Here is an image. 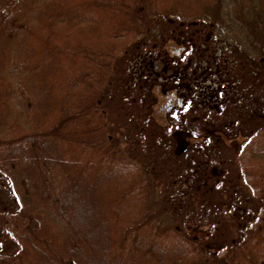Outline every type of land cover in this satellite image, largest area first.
Returning <instances> with one entry per match:
<instances>
[{
    "label": "trees",
    "instance_id": "16d2710c",
    "mask_svg": "<svg viewBox=\"0 0 264 264\" xmlns=\"http://www.w3.org/2000/svg\"><path fill=\"white\" fill-rule=\"evenodd\" d=\"M172 20L180 33H154ZM199 23L187 42L199 44L194 76L160 48ZM207 29L215 40L202 43ZM158 60L173 84L187 80L177 111L202 112L214 131L240 139L226 157L209 155L212 139L189 142L188 163H202L195 181L225 163L242 180L234 197L212 199L214 214L180 213L181 189L168 207L110 133L107 81L121 76L141 98L137 80L147 91L157 75L136 76L134 64L151 72ZM209 128L198 137L209 141ZM0 175L16 202L0 205V238L15 245L0 249V264H264V0H0ZM228 221L239 239L221 238L213 251L199 245L201 226L214 239Z\"/></svg>",
    "mask_w": 264,
    "mask_h": 264
},
{
    "label": "rangeland",
    "instance_id": "374dc122",
    "mask_svg": "<svg viewBox=\"0 0 264 264\" xmlns=\"http://www.w3.org/2000/svg\"><path fill=\"white\" fill-rule=\"evenodd\" d=\"M200 24L201 23L198 24L197 28H188L189 34L186 37L183 34L169 37L166 42H163L160 48V51L164 53L162 56L165 59L172 60L175 65L181 66L180 69L183 68L186 70L185 74H192V71H194V76H197L200 70L199 68H196V70L194 69L196 65L194 60L197 59V57H195L197 56V52H195L196 55H193V52L197 51L196 48L199 44L194 42L189 48L187 42L191 39L190 34L192 32H197L194 30H198ZM188 25L190 26V24ZM176 31L180 33L177 23L175 20H172V23L167 22L155 25L154 33H168L172 35ZM200 34H202L201 30ZM203 34L204 35L201 37H205L207 40L201 38L200 40L202 43H206V41L215 38V33L211 30L207 29ZM158 42L159 40L152 45L156 46ZM138 43H140V41ZM131 45L134 47L135 43L129 46ZM200 49H202L201 46L199 47V50ZM214 53L216 54V59L221 61L225 59L223 53L218 54L219 51L215 50ZM216 59L212 62L218 67L221 64ZM156 62L157 63L153 66L156 70L151 72L145 67L146 64L150 65V63H146V61L143 63L140 62V64H134L133 70L136 76L147 80L151 73L154 74L153 72H155L157 75L153 85L150 84L147 91H140V89L144 88V82L137 80L138 85L136 91L144 94L141 98L132 97L135 92L126 88L119 78L121 76L113 77L107 81L104 89L108 87V90H112V94L107 95L106 101L105 97L101 101L108 114L110 133L113 134V140L118 143L119 147L127 155L131 156L139 164L146 166L145 168H147L153 184H156L157 188L160 190L163 203L168 207L174 209V207L177 206L173 197L174 194H176V189H181V198L178 200V203L181 205L177 207L178 209H182L180 213L185 211L187 213L206 212L214 214L215 208L220 203L219 199L225 198L226 196L230 198L234 197L232 186H234V188H239L242 180L237 177L235 166L225 163L224 169L213 166L208 176L202 175L201 179L199 178L195 181V175L202 168V163L199 162V166H194V168L188 163V154L192 153L191 150L193 148V144L190 146L189 142L193 141L196 146V143L203 139L205 144L211 146L209 143L212 139L213 148H215L214 150L211 149L210 152L208 150V153H210L209 155L215 153L216 156V154L222 152V155L226 157L224 153L227 154L232 151L234 147L236 148L240 143V139L235 140L233 138H226L221 133L214 131L217 126L216 123H205L206 119L202 117V112L196 114L194 111L188 110L184 113L177 111L179 102H181V96L184 98V94L186 93L181 86L186 87L187 80L184 76L183 79H181L179 75L174 83H177L176 87L173 86V79L170 78L172 71L169 69L165 70L164 73L162 71V69L166 67V60H158ZM121 63L122 61L117 62V64L115 63V65L111 67L112 72L115 73L117 69L119 73V68L122 66ZM227 63L231 66V61ZM119 64L121 65L119 66ZM211 64H209V67ZM202 65H200V68ZM227 68L230 71L232 66H227ZM115 83H118L119 87L114 90L113 84ZM177 114H179V116H177ZM212 125L216 126L212 127ZM203 126L211 127L209 128V141L208 138L198 137V134H201ZM216 129L222 130V128ZM196 134L197 136H195ZM215 135H221L220 144L216 143L217 139L215 140ZM224 145L226 150L223 149ZM198 153L203 156L206 154L203 151H199ZM188 172L189 174L186 175ZM217 178H221L222 181L219 184H214V180ZM4 181L5 179L0 175V205H6L12 209L16 205V202L12 194L8 191ZM171 182H173L176 188L171 185ZM190 182L191 185H189ZM196 189L199 191L196 192ZM216 198H219L218 201L213 203L212 199ZM220 210L228 211V209L224 208L223 204H221ZM177 212L179 211L177 210ZM238 217V215L235 216V221H237ZM229 223V221L226 222L228 225L220 229V237L216 236L214 239H210V237L204 234L210 226H201L199 230L202 231V233L198 234V241L202 245H199L204 246L206 244L207 250L213 251L214 249L221 248V238L224 239V241L231 237L236 238V240L239 239V233L236 231L237 226H232V224ZM14 247V242H12L9 236L4 235L0 238L1 251L13 250Z\"/></svg>",
    "mask_w": 264,
    "mask_h": 264
}]
</instances>
